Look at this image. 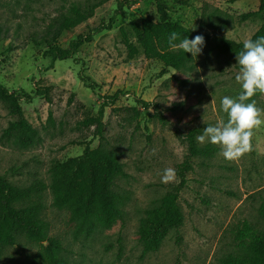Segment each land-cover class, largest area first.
Here are the masks:
<instances>
[{
    "label": "rangeland",
    "instance_id": "obj_1",
    "mask_svg": "<svg viewBox=\"0 0 264 264\" xmlns=\"http://www.w3.org/2000/svg\"><path fill=\"white\" fill-rule=\"evenodd\" d=\"M85 1L92 0H0V85L17 93L31 92L34 86L51 88L50 103L39 98L20 102L23 117L38 136L29 148L1 139L13 119L0 103V175L19 188L34 181L45 184L38 198L41 217L48 224V237L60 242L67 264H173L176 260L220 264L236 252L231 229L242 221L259 223L257 208L264 199V125L254 131L253 150L239 162L226 161L218 146L200 144L196 137L207 126L227 121L221 100L236 98L242 90L235 79L240 70L236 56L221 52L215 38L249 40L261 20L255 16L241 21L240 16L256 11L259 0H161L172 21L205 40L202 54L192 57L184 70L169 69L160 75L162 66L156 60L142 54L127 59L120 30L134 43L129 22L140 17L158 21L155 0H127L110 30L93 34L73 59L55 61L44 71L50 60L42 56L47 47L40 39L42 31L71 3ZM118 1L123 0L101 5L87 22L62 33L57 44L65 48L77 35L105 27ZM81 69L95 83L94 93L79 81ZM114 94L117 100L103 108L102 127L85 125L88 118L97 116L104 101L101 97ZM138 101L152 106L143 109ZM256 105L264 109V96ZM194 129L198 130L196 145H209L215 152L211 157L189 159L191 169L185 173L178 198L183 224L167 233L157 251L142 255L136 234L139 220L178 185L177 174L168 183L162 182V176L166 168L176 172L185 160L186 137ZM86 145L112 153L123 166L126 176L116 178L112 187L124 198L122 220L89 236L75 237L68 212L52 205L48 170L55 161L80 156ZM44 246L17 237L16 244L2 252L0 264H43Z\"/></svg>",
    "mask_w": 264,
    "mask_h": 264
},
{
    "label": "trees",
    "instance_id": "obj_2",
    "mask_svg": "<svg viewBox=\"0 0 264 264\" xmlns=\"http://www.w3.org/2000/svg\"><path fill=\"white\" fill-rule=\"evenodd\" d=\"M111 0H92L84 3H71L58 18L52 19L42 31L40 39L46 41V50L42 53L49 58L50 64L44 68H52L55 61L73 59L84 44L92 41V36L101 30H110L113 18L122 13L127 0L118 1L114 15L108 23L96 27L91 33L79 34L71 39L65 48L57 44L64 32H71L77 26L87 22L94 16V12L101 5ZM158 21L146 17L129 22L134 36L131 43L123 30H120L121 41L126 50L127 59H133L142 54L147 60L160 62V75L166 74L169 69L180 71L190 66L192 55L184 53L182 49L173 50L168 45V36L171 32L178 33L182 38L193 39L195 32L172 21L167 9L161 0H155ZM259 16L261 24L249 40L264 36V0H259L258 8L240 16L246 21ZM4 32V31H3ZM2 29L0 28V37ZM216 47L223 53L234 56L243 49V43L216 37ZM179 41H177L178 43ZM36 44V41L33 40ZM11 51V47L6 49ZM78 79L83 86L94 93L96 85L89 77L78 72ZM50 87L34 86L31 92L9 91L0 85V103L5 105L8 115L13 119L2 131L1 139H10L19 148H29L37 140V132L31 128L23 117L20 102L31 103L34 99H43L50 103ZM242 91V90H241ZM241 93V92H240ZM264 96L257 93L251 99L255 101ZM98 109L96 117L88 118L84 124H96L99 130L102 127L103 108L117 100V94L105 96ZM250 102V101H249ZM141 108L148 109L149 103L138 101ZM155 109V107H153ZM132 110L137 114L134 109ZM51 113L48 114V119ZM198 130L190 131L186 137L188 155L177 167L179 183L167 192L158 206L148 209L139 220L137 226V241L141 246L142 255L155 252L159 249L165 236L170 230H177L183 224V215L178 205L179 191L185 185V173L191 169L189 159L193 157H211L215 148L206 145L198 147L195 136ZM50 183L49 192L52 205L58 210H65L69 220L74 225V236H89L97 228H109L122 220L121 205L124 198L112 190L114 180L125 177L122 164L115 155L102 150L100 147L91 150L86 145L80 156L65 162H53L48 170ZM46 188L40 181H34L27 187L19 188L11 185L4 176L0 175V263L2 252L16 244L17 237L43 244V264H67L62 256L60 242L48 237V224L42 219V204L38 201L39 194ZM258 225L242 221L231 229L232 242L235 253L228 254L220 264H264V199L257 208ZM173 264H180L176 260Z\"/></svg>",
    "mask_w": 264,
    "mask_h": 264
},
{
    "label": "clouds",
    "instance_id": "obj_3",
    "mask_svg": "<svg viewBox=\"0 0 264 264\" xmlns=\"http://www.w3.org/2000/svg\"><path fill=\"white\" fill-rule=\"evenodd\" d=\"M167 42L171 49H182L194 59L202 54L205 46L201 35L189 40L174 31L169 34ZM236 61L240 70L235 79L241 84L242 91L236 98H222L221 107L228 117L227 121L221 119L216 125L207 126L196 137L200 144L208 142L218 146L222 157L230 162H239L253 150L254 131L264 125V109L257 107L256 101L251 99L257 93L264 94V36L246 40L243 49L236 54ZM175 179V169L166 168L162 182L168 183Z\"/></svg>",
    "mask_w": 264,
    "mask_h": 264
}]
</instances>
